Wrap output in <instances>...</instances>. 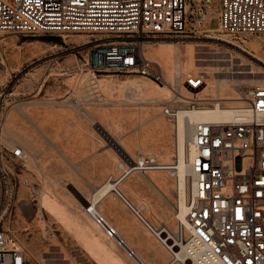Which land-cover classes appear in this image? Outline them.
<instances>
[{
	"label": "rangeland",
	"instance_id": "obj_1",
	"mask_svg": "<svg viewBox=\"0 0 264 264\" xmlns=\"http://www.w3.org/2000/svg\"><path fill=\"white\" fill-rule=\"evenodd\" d=\"M192 27L194 24L188 22L187 28ZM203 27H218V15L215 12L204 14ZM99 34L75 32L63 37L58 35L60 42L46 39L45 34L32 37L0 34V85H5L11 94L0 104V122L6 133L3 141L19 143L25 155L24 160L15 162L13 167L20 179V187L8 225L16 231L32 264H107L103 256H93L81 240L86 239L83 235L90 229L106 240L104 232L94 225L81 206L86 205L85 198L90 197L99 184L121 175L120 163L126 166L124 156L100 129L134 159L149 152L163 163L174 162L176 123L163 115L161 109L166 103H182L169 89L176 63L180 66L181 81L189 72L204 76L208 92L202 93L207 96L218 91L222 95L231 94L235 89L233 84L239 81L246 85L254 82V73L226 76L228 69H243L244 65H239L241 62H246L247 68L252 67L254 71L262 70L263 73L255 75L256 79L264 80V63L234 45L203 35L184 37L173 34L147 35L139 41L143 55L151 63L153 60L161 63L163 83L157 85L151 79L126 73H103L95 79L84 64L87 46L81 43L83 37L91 39ZM240 42L264 61L263 38L255 35L250 40L241 38ZM175 44L179 47L177 58L172 55ZM190 46L195 48V58L188 56ZM211 47L217 48L219 53H209ZM168 56L174 63L173 69L162 63ZM135 78H140L146 85V91L140 93L132 88L135 91L129 96L125 86ZM225 78L230 79V85L222 84ZM98 83L102 84V91L95 93ZM166 84L169 87H165ZM181 91L189 95L183 87ZM70 93L78 95L81 104L70 105L67 102ZM165 97L172 99L164 101ZM21 103L22 111L18 107ZM101 146L102 152L90 154L95 150L91 151L92 147ZM100 162H103L102 178L96 181L84 178L83 170L92 169ZM173 171L134 172L119 182V189L133 203L146 204L144 214L155 225L166 224L174 231L178 220L175 217L177 179L171 173ZM148 178L156 185L149 184ZM46 190L52 192L75 218L78 228H71L40 208V196ZM96 207L119 229L146 264H165L170 260L166 249L141 228L112 192L100 199ZM24 226H28L27 231L23 230ZM109 249L121 264H138L114 242Z\"/></svg>",
	"mask_w": 264,
	"mask_h": 264
},
{
	"label": "built area",
	"instance_id": "obj_2",
	"mask_svg": "<svg viewBox=\"0 0 264 264\" xmlns=\"http://www.w3.org/2000/svg\"><path fill=\"white\" fill-rule=\"evenodd\" d=\"M215 12L218 27H203V16ZM191 22L195 27L187 28ZM75 32L100 33L86 45L84 64L91 76L126 73L164 82L163 71L141 52L139 41L147 35L219 37L233 42L240 51L252 54L241 38L264 39V0H0V34L21 35ZM202 74L186 73L172 86L185 96L188 110L218 106L225 119L198 118L191 122L187 137L189 174L182 186L177 180L175 211L183 209L186 223L155 227L143 215L144 205L134 206L118 188L114 196L129 207L153 237L179 264H264V81L233 85L239 102L226 104L207 99ZM0 85V104L10 97ZM183 96V95H182ZM70 105H79L70 93ZM177 104L166 103L161 113L177 123ZM6 137L0 122V264H32L16 231L8 225L14 214L20 179L14 163L24 160L23 150ZM153 155H140L126 162L120 181L132 172L174 169ZM36 196H33L35 199ZM85 211L106 237L124 244L113 226L92 203ZM176 213V214H177ZM24 231L28 226L23 227ZM130 253L133 250L127 248Z\"/></svg>",
	"mask_w": 264,
	"mask_h": 264
},
{
	"label": "bare ground",
	"instance_id": "obj_3",
	"mask_svg": "<svg viewBox=\"0 0 264 264\" xmlns=\"http://www.w3.org/2000/svg\"><path fill=\"white\" fill-rule=\"evenodd\" d=\"M209 29H214V28H209ZM66 37V36H65ZM212 38H217V39H220L222 41H225V42H228L232 45L233 42H230L229 40H226L224 38H219V37H212ZM83 43H87L90 41V38H84L83 37ZM197 45H200V44H197ZM236 47V46H235ZM211 51L209 53H219L217 51V48H213L211 47L210 48ZM178 50H179V47L177 44L174 45V50H173V57L175 56V58H177L176 56H178ZM252 54H249L251 55L252 57H255L257 58L258 60L260 59V61H262L264 63L263 60H261L262 58L260 56H258L257 54H255L254 52H250ZM195 54H196V51H195V48H192L191 46L189 47V50H188V56L189 57H194L195 58ZM217 55V54H216ZM240 57V56H239ZM237 58V57H236ZM218 59V58H217ZM203 61H207L208 59L206 58H202ZM155 65H160L161 63L158 61V60H153L152 61ZM160 63V64H159ZM162 63L169 69H173L174 67L176 68L175 69V74H174V77H173V80L170 81V91L172 92V86H174L176 84V82L179 81L180 79V70L178 67L179 64L176 63L175 66H174V63L172 61V59H170V56L168 57H165L163 60H162ZM239 65H244L243 66V69L242 68H237V69H234V68H231V69H228L225 71L226 73V76H235V75H246V74H252L254 73L253 77L256 79V75L255 73H263V71L261 70H256L254 71L252 67H248L247 68V63L246 62H241ZM174 66V67H173ZM230 68V67H229ZM163 71V69H162ZM166 71V70H165ZM216 72H219L218 71H215ZM140 76V75H139ZM140 77H144V76H140ZM146 78V77H145ZM150 79V78H148ZM152 80V79H151ZM217 80V79H216ZM225 81V83H222L223 85H230L231 81L229 78H225V79H222ZM154 81V80H153ZM236 81V80H235ZM264 81V80H262ZM142 81L140 80V78H135L133 81L129 82L125 88H127L128 90V95L130 96L132 94V91H135V90H132V88H135L136 90H138L140 93H145L146 91V85H143L141 83ZM157 85H159L160 83H157L155 82ZM219 85V84H218ZM169 87V84L165 87ZM163 88V87H162ZM217 88V87H216ZM164 89H167V88H164ZM169 89H167L169 91ZM167 90H164L165 92ZM208 90V84H206V86L203 88L202 92L204 91H207ZM218 90V89H217ZM99 91L101 92L102 91V84L98 83L97 86H96V90H95V93ZM169 91V92H170ZM234 92H232L231 94H225V95H222V93L220 91L216 92L215 95H205L207 99H213V104H216L217 101H223L225 103H228V104H234V103H237L239 102V99L240 96H239V93L234 89L233 90ZM208 92V91H207ZM137 93V92H135ZM11 95V94H10ZM97 95V94H95ZM183 95V96H182ZM182 95L180 96H177L179 99L182 100V103H178V107H180V112H179V116H178V119H177V123H176V160L174 162H166L165 164H167V167L170 168L171 165L170 164H173L172 166H174V171L171 172L172 174H174L176 176V179L180 181V192L182 191V186L184 183H187V178H188V174H189V168H188V163H187V154H188V145H187V137L190 133V128H191V122H193L194 120L198 119V118H210V119H225V118H228L229 114L224 112L223 110H221L220 107L218 106H211V107H208V108H200V109H196V110H188L187 108H185L183 106V101H185V96H187V94H184L182 92ZM132 97V96H131ZM88 98V97H87ZM167 97L164 98V101ZM172 98H167L166 100H170L171 101ZM21 104H18L19 106V110L22 111L21 109ZM100 132L102 133V135H104V137L110 142L111 145H113L125 158V161L126 162H131V161H134L135 159L132 158L131 156L125 154L123 152V150H121L118 145H117V142L115 140H113L108 134L107 132H105L103 129H100ZM23 150V149H22ZM150 153H145L143 154L144 155H149ZM23 157H25L24 155V150H23ZM119 167L122 168V170H126V166H125V163H120L119 164ZM171 170V169H169ZM148 183L151 184V185H156L154 184V182L148 178L147 179ZM120 182V176L116 179H111V177L107 180H105L102 184H99L98 187H96L94 189V192L91 194L90 197H87L85 198L84 201H87L86 202V205H82L81 207L83 209L86 208L87 206V203H92V205H94L95 208L96 207V204L98 203V201L102 198H104L107 194H109L110 192L113 193V189L114 187L118 188V184ZM177 183V182H176ZM177 186V185H176ZM47 188V186L45 187ZM120 190V189H119ZM159 191V190H158ZM157 191V192H158ZM178 191V189H177ZM122 192V191H121ZM123 193V192H122ZM114 194V193H113ZM163 194V193H161ZM160 194V195H161ZM39 203H40V208H42L43 210L47 211L48 213L52 214L54 217H56L58 220H60L61 222H64L66 225L70 226L71 228H78V224L77 221L75 220V218L73 216H71L69 214V212L61 205V203L56 199V197L54 196V194L50 191H42V194L40 196V200H39ZM146 203V202H145ZM143 204L144 205V209L147 208V205L144 204V203H140L138 205H141ZM39 208V209H40ZM39 212V211H38ZM86 212V211H85ZM87 213V212H86ZM177 209L175 211V217L177 218L178 220V223L181 222V223H186L185 222V219L183 218V209L181 208V211L179 213H177ZM87 215H89L87 213ZM90 216V215H89ZM91 218V217H90ZM85 227V226H84ZM99 227V226H97ZM81 229V227H79ZM83 228V227H82ZM100 228V227H99ZM101 229V228H100ZM78 230V229H77ZM84 231V229L82 230ZM88 231V230H87ZM173 231V230H172ZM83 233V232H82ZM86 239H81L83 240V243H84V246L85 248L93 255V256H98V255H101L103 256V259L105 262H107V264L109 262H112V263H116V264H121V262L119 261L118 258H116V256L114 254H112V252L110 251L109 248H111L113 242L115 241V239L113 238H108L106 237L104 239H101L95 232H93L92 229L89 230V233L88 234H84L83 235ZM82 242V241H81ZM130 242H128L127 240L124 241V244L121 245V247L126 251V253L132 257L134 259V261H136L138 264H146L143 259L140 257L139 253L137 252H134L133 253H130L128 251L127 248H130ZM140 258V259H139ZM102 259V257H101ZM139 259V260H138ZM106 264V263H104ZM166 264H176V262H173L171 259L166 263Z\"/></svg>",
	"mask_w": 264,
	"mask_h": 264
},
{
	"label": "crops",
	"instance_id": "obj_4",
	"mask_svg": "<svg viewBox=\"0 0 264 264\" xmlns=\"http://www.w3.org/2000/svg\"><path fill=\"white\" fill-rule=\"evenodd\" d=\"M95 149V150H93L92 151V149ZM91 155H95L97 152H102L103 151V149H102V146L101 147H99V148H95V147H92L91 148ZM149 172V171H148ZM132 173H134V172H132ZM132 173H130L129 175H131ZM144 173H147V172H144ZM83 174H84V178H86V179H91V180H94V181H96V180H99V179H101L102 178V176H103V162H100V163H98V164H96L95 166H94V168H92V169H88V170H83ZM87 174V175H86ZM129 175H127V176H129ZM126 176V177H127ZM125 177V178H126ZM124 178V179H125ZM124 179L121 181V183L124 181ZM152 180V179H151ZM153 181V180H152ZM155 184V183H154ZM123 194L125 195V193L123 192ZM125 197L131 202V204L132 205H134V206H137L138 204H135V203H133L126 195H125ZM119 199V198H118ZM121 200V199H120ZM121 202H122V204H123V206H124V208L126 209V211H128V213L140 224V226H141V228L144 230V231H146V232H149L147 229H146V227L143 225V223H141V221L139 220V219H137V217H135V215L132 213V211H131V209L129 208V207H127L124 203H123V201L121 200ZM140 203H142V202H140ZM145 210L146 209H144L143 210V215H144V217L152 224V225H154L155 227H158V226H160V225H155L145 214H144V212H145ZM85 213V212H84ZM86 214V213H85ZM89 217V216H88ZM90 218V217H89ZM108 219V218H107ZM90 220L91 221H93V219L92 218H90ZM109 221V220H108ZM93 223H94V221H93ZM94 225L95 226H97L95 223H94ZM113 225V224H112ZM162 225H166V224H162ZM113 226H115V225H113ZM116 227V226H115ZM116 229H117V232H118V235H119V237L121 238V239H123V241H125V237L119 232V229L116 227ZM102 230V229H101ZM103 231V230H102ZM150 233V232H149ZM151 234V233H150ZM152 235V234H151ZM153 236V235H152ZM114 244L118 247V248H122L121 246H119V245H117L116 244V242L114 241ZM130 249H132L133 250V252H136L135 251V249H133V248H131L130 247ZM141 257V256H140ZM140 259V258H139ZM144 261V260H143ZM166 264V263H165Z\"/></svg>",
	"mask_w": 264,
	"mask_h": 264
},
{
	"label": "trees",
	"instance_id": "obj_5",
	"mask_svg": "<svg viewBox=\"0 0 264 264\" xmlns=\"http://www.w3.org/2000/svg\"><path fill=\"white\" fill-rule=\"evenodd\" d=\"M44 35V34H43ZM25 37H32V35H24ZM44 37L48 40H52L54 42H60V37L55 34H45Z\"/></svg>",
	"mask_w": 264,
	"mask_h": 264
},
{
	"label": "water",
	"instance_id": "obj_6",
	"mask_svg": "<svg viewBox=\"0 0 264 264\" xmlns=\"http://www.w3.org/2000/svg\"><path fill=\"white\" fill-rule=\"evenodd\" d=\"M139 260V259H138Z\"/></svg>",
	"mask_w": 264,
	"mask_h": 264
}]
</instances>
